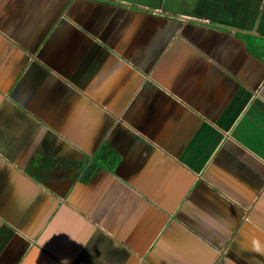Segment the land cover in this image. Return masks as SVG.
<instances>
[{
  "label": "crops",
  "instance_id": "1",
  "mask_svg": "<svg viewBox=\"0 0 264 264\" xmlns=\"http://www.w3.org/2000/svg\"><path fill=\"white\" fill-rule=\"evenodd\" d=\"M0 264H264V0H0Z\"/></svg>",
  "mask_w": 264,
  "mask_h": 264
}]
</instances>
